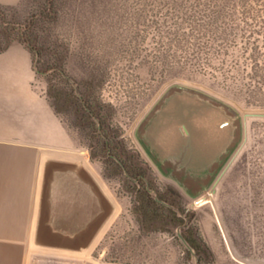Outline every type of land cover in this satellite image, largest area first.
Here are the masks:
<instances>
[{"label":"rangeland","instance_id":"obj_1","mask_svg":"<svg viewBox=\"0 0 264 264\" xmlns=\"http://www.w3.org/2000/svg\"><path fill=\"white\" fill-rule=\"evenodd\" d=\"M173 2L0 0V48L8 40L26 46L21 34L43 18L33 86L51 105L49 84L63 83L72 95L57 111L52 105L70 142L22 147L21 158L84 157L100 166L102 196L116 215L104 226L86 264H264V105L251 102L245 91L222 77L161 61L169 44L164 35L175 26ZM6 30L12 38L4 37ZM57 55L64 57L63 72L57 70ZM246 67L242 63L241 75L250 72ZM177 83L224 100L242 117V140L204 204H194L163 177L135 137L141 120ZM92 93L106 106L101 114L86 104ZM141 183L167 208L144 207ZM198 236L208 252L187 240Z\"/></svg>","mask_w":264,"mask_h":264},{"label":"crops","instance_id":"obj_2","mask_svg":"<svg viewBox=\"0 0 264 264\" xmlns=\"http://www.w3.org/2000/svg\"><path fill=\"white\" fill-rule=\"evenodd\" d=\"M35 77L25 45L0 53V264H86L116 208L102 196L92 159L21 158L22 147L70 142Z\"/></svg>","mask_w":264,"mask_h":264},{"label":"trees","instance_id":"obj_3","mask_svg":"<svg viewBox=\"0 0 264 264\" xmlns=\"http://www.w3.org/2000/svg\"><path fill=\"white\" fill-rule=\"evenodd\" d=\"M173 3L175 26L164 35L169 44L160 53L161 61L187 64L216 78L222 77L224 82L230 81L240 91H245L251 102H262L264 105V0H174ZM41 20L43 18L32 21L20 36L33 59L42 51L37 50L43 38ZM3 35L12 38L10 30L4 31ZM10 44L8 40L0 48V53L7 50ZM62 60L64 57L56 56L59 72L65 68ZM244 62L247 64L245 69L250 67L245 76L241 75ZM69 96L72 95L63 83L49 84V98L53 100L56 111L58 105L67 103ZM258 97L262 100L259 101ZM86 104L94 113L106 111V106L95 99L94 93L87 96ZM141 187L144 207L155 205L167 208L153 198L145 183H141ZM160 197L169 200L163 194ZM153 212L155 209L147 211L148 214ZM198 237L199 240L190 237L187 240L194 248L200 247L208 252L209 248Z\"/></svg>","mask_w":264,"mask_h":264},{"label":"water","instance_id":"obj_4","mask_svg":"<svg viewBox=\"0 0 264 264\" xmlns=\"http://www.w3.org/2000/svg\"><path fill=\"white\" fill-rule=\"evenodd\" d=\"M135 137L161 175L200 204L236 152L243 122L231 104L177 83L141 120Z\"/></svg>","mask_w":264,"mask_h":264},{"label":"bare ground","instance_id":"obj_5","mask_svg":"<svg viewBox=\"0 0 264 264\" xmlns=\"http://www.w3.org/2000/svg\"><path fill=\"white\" fill-rule=\"evenodd\" d=\"M47 149V148H46ZM53 149V148H52ZM51 149V150H52ZM65 149V148H64ZM48 150V149H47ZM56 151H57V149H55ZM71 151V150H70ZM74 151H77V150H75L74 149ZM46 152V151H45ZM54 152V151H53ZM63 152H65L64 150H63ZM69 152V151H68ZM73 152V151H72ZM71 152V153H72ZM78 152V151H77ZM80 152V151H79ZM48 153H51V151L50 152H48ZM70 153V154H71ZM73 154V153H72ZM79 154V153H78ZM83 154V153H82ZM69 155V154H68ZM85 155V154H84ZM75 156V155H74ZM77 156V155H76ZM80 156V155H79ZM84 158V157H83ZM82 158V159H83ZM40 166V165H39ZM38 174H39V172H38ZM210 195V194H209ZM208 201H210L209 200V196L208 195H206V196H204V197H202L201 199H200V204H204V203H206V202H208ZM38 202H42V203H44L45 202V195H44V193L40 190V192H39V196H38ZM33 226V225H32ZM32 228V227H31Z\"/></svg>","mask_w":264,"mask_h":264}]
</instances>
